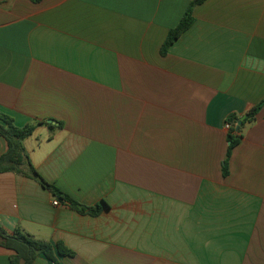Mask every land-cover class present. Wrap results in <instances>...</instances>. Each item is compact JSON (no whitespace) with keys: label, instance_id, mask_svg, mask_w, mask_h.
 Returning <instances> with one entry per match:
<instances>
[{"label":"crops","instance_id":"1","mask_svg":"<svg viewBox=\"0 0 264 264\" xmlns=\"http://www.w3.org/2000/svg\"><path fill=\"white\" fill-rule=\"evenodd\" d=\"M191 1L0 0V113L61 124L24 141L30 162L102 206L1 173L6 233L61 243L57 264H264V106L222 174L227 117L264 101V0H204L162 55Z\"/></svg>","mask_w":264,"mask_h":264},{"label":"trees","instance_id":"2","mask_svg":"<svg viewBox=\"0 0 264 264\" xmlns=\"http://www.w3.org/2000/svg\"><path fill=\"white\" fill-rule=\"evenodd\" d=\"M31 1L38 3L39 0ZM203 1L204 0H192L189 3L177 26L174 29H171L168 32L167 37H165L160 51L162 55H164L167 48L189 28L193 21L191 16L193 8L196 5H200ZM262 106H264V101L249 109L246 112L245 118L240 126H238L239 120L234 114L227 117L226 123L230 124L231 128L227 132L229 145L222 166L223 176H227L228 174V157L229 154H231L233 147L237 145L241 139L240 132H242L245 125L253 123L255 115L259 109L262 108ZM13 122V119L8 117V115L0 113V137H2L6 142V149L0 155V174L6 172L29 177L40 184L43 188L50 191L53 198L72 208L74 211L83 215L89 214L98 216L101 212L102 206H81L74 202V200L70 199L67 195L63 194V192L58 190L56 187L47 183L34 170L35 168L31 164L29 156L23 147L24 141L33 134L37 127L44 125L52 131L53 129L61 128V124H59L58 127H54L48 122H37L32 125L29 124L18 128L13 124ZM0 246L3 247V249L13 252L8 259L9 264H32L39 256H44L52 264H57L58 257L74 256L72 251L66 249L59 242L52 246L48 241L33 239L19 229H16L10 235L0 227Z\"/></svg>","mask_w":264,"mask_h":264},{"label":"built area","instance_id":"3","mask_svg":"<svg viewBox=\"0 0 264 264\" xmlns=\"http://www.w3.org/2000/svg\"><path fill=\"white\" fill-rule=\"evenodd\" d=\"M225 127H226L227 130H229L231 128V125L228 124V123H226L225 124ZM52 204H53V206H58L59 205V202L58 201H53Z\"/></svg>","mask_w":264,"mask_h":264},{"label":"water","instance_id":"4","mask_svg":"<svg viewBox=\"0 0 264 264\" xmlns=\"http://www.w3.org/2000/svg\"><path fill=\"white\" fill-rule=\"evenodd\" d=\"M244 118H245V117L243 116V117L239 120V122H238V126L241 125V123H242V121L244 120ZM47 122H48V123H51V124H55L54 121H51V120H48Z\"/></svg>","mask_w":264,"mask_h":264}]
</instances>
